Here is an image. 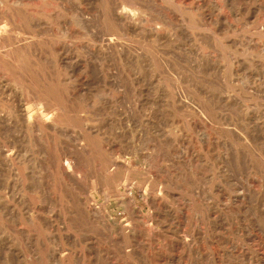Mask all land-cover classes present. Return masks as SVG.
<instances>
[{
	"label": "rangeland",
	"instance_id": "374dc122",
	"mask_svg": "<svg viewBox=\"0 0 264 264\" xmlns=\"http://www.w3.org/2000/svg\"><path fill=\"white\" fill-rule=\"evenodd\" d=\"M13 3L0 264H264V0Z\"/></svg>",
	"mask_w": 264,
	"mask_h": 264
},
{
	"label": "bare ground",
	"instance_id": "6f19581e",
	"mask_svg": "<svg viewBox=\"0 0 264 264\" xmlns=\"http://www.w3.org/2000/svg\"><path fill=\"white\" fill-rule=\"evenodd\" d=\"M12 1V0H11ZM24 1V0H23ZM26 1V0H25ZM28 1V0H27ZM109 1V0H108ZM113 1V0H112ZM4 2H8V0H0V5H2ZM13 2L14 3H16L17 2V0H13ZM19 2V1H18ZM111 2V1H110ZM13 3V4H14ZM21 3V2H20ZM26 3V2H25ZM30 3V2H29ZM50 3V2H49ZM13 4H12V6H13ZM115 4V3H114ZM127 4V3H126ZM9 5V4H8ZM18 5V4H17ZM16 5V6H17ZM31 5V4H30ZM136 4H134V6H135ZM15 6V5H14ZM22 6V4L20 5V7ZM107 6V5H106ZM115 7L117 6V5H114ZM130 7H131V5H129ZM137 6H139V5H137ZM18 7V6H17ZM16 7V8H17ZM105 7V6H104ZM107 7H110V6H107ZM114 7V9H117V7L115 8ZM124 7V6H123ZM133 7V6H132ZM15 8V7H14ZM112 8V7H111ZM139 8V7H138ZM113 9V8H112ZM5 11V10H4ZM106 13H107V10H106ZM4 14V13H3ZM108 14V13H107ZM123 14L125 15V19H123V18H121V17H119L118 15V13L116 12V10H114V19L115 20H126V21H128V22H135V19H137V18H139V19H142V17L141 16H139V14H137V13H135L134 12V10L132 11V10H128V11H125V12H123ZM107 16V15H106ZM112 16V15H111ZM110 16V17H111ZM109 17V16H108ZM4 18V17H3ZM144 18V17H143ZM25 19V18H24ZM110 19V18H109ZM1 20H3V19H1ZM111 20V19H110ZM7 21V20H6ZM5 21V22H6ZM27 21V20H26ZM2 22V21H1ZM8 23V22H7ZM114 23V22H113ZM127 23V22H126ZM140 23H141V20H140ZM1 24V23H0ZM9 24V23H8ZM27 24H28V22H27ZM3 25V24H2ZM29 25V24H28ZM124 25V24H123ZM122 25V26H123ZM127 24H125V26H126ZM1 27V26H0ZM5 27V26H4ZM8 27V26H7ZM7 27H5V28H7ZM128 27V26H127ZM140 27V26H139ZM10 28H12V27H10ZM8 29H9V27H8ZM132 29V28H131ZM135 29V28H134ZM155 29V28H154ZM158 29V28H157ZM7 30V29H6ZM5 29L3 30H1V31H3V32H5L6 31ZM146 30V29H145ZM147 31V30H146ZM152 31V30H151ZM150 32V31H149ZM156 32H158V31H156ZM6 33V32H5ZM8 33V32H7ZM37 33V32H36ZM38 34V33H37ZM42 34V33H41ZM148 34V33H147ZM159 34V33H158ZM1 35V34H0ZM3 35V34H2ZM40 35V34H39ZM37 36V35H36ZM16 37V36H15ZM14 37V38H15ZM155 37H156V35H155ZM1 38V37H0ZM151 38H152V36H151ZM31 39H33V38H31ZM10 40V39H9ZM8 41V40H7ZM7 43V42H6ZM23 43V42H22ZM2 44V43H1ZM18 45V44H17ZM22 45V44H21ZM2 46V45H1ZM17 47V46H16ZM19 47V46H18ZM21 49V48H20ZM14 58V57H13ZM15 59V58H14ZM15 60H17V59H15ZM1 63V62H0ZM224 70V69H223ZM218 71V70H217ZM226 73V72H225ZM223 74V73H222ZM228 74V73H227ZM1 78V77H0ZM42 79V78H41ZM55 81V80H54ZM0 89H2V94H5V93H8V92H10V94L11 93H13V91H11V89H10V87H9V84H5V83H0ZM38 94V93H37ZM1 95V94H0ZM7 95V94H6ZM22 97V96H21ZM1 99V98H0ZM38 101V100H37ZM1 102V101H0ZM8 102V101H7ZM28 105V102L26 101H24V99L23 98H21V100H20V109L22 110V113H24L23 115L25 116V117H27V116H29V113H30V111H31V107L32 106H27ZM38 105L40 106V107H38ZM33 107H35V109L37 110V111H39V112H41L40 113V116L41 117H43L42 119L43 120H45L46 118V115L47 114H45V111H43V107H42V104H40V102L39 103H34V105H33ZM34 110V109H33ZM15 111H16V116H17V104H16V109H15ZM43 111V112H42ZM247 111V110H246ZM34 115H35V113H34ZM37 115H38V113H37ZM23 116V117H24ZM0 118H1V113H0ZM37 118H38V116H37ZM45 118V119H44ZM28 120H29V118H28ZM1 123V122H0ZM30 123H31V121H30ZM172 145V144H171ZM172 148V147H171Z\"/></svg>",
	"mask_w": 264,
	"mask_h": 264
}]
</instances>
